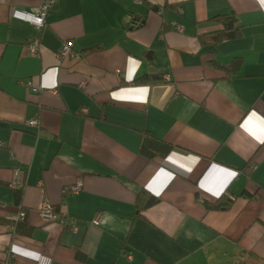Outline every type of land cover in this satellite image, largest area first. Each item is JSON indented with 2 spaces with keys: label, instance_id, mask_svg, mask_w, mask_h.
Here are the masks:
<instances>
[{
  "label": "crops",
  "instance_id": "0c3cea01",
  "mask_svg": "<svg viewBox=\"0 0 264 264\" xmlns=\"http://www.w3.org/2000/svg\"><path fill=\"white\" fill-rule=\"evenodd\" d=\"M39 4L0 0V264H264V0H58L43 27L12 16ZM227 15L241 35L203 43ZM68 39L81 58H58ZM236 56L237 71L216 66ZM143 130L174 149L144 157ZM228 188V210L206 209ZM142 189L158 201L137 214ZM23 219L29 234L10 223Z\"/></svg>",
  "mask_w": 264,
  "mask_h": 264
},
{
  "label": "trees",
  "instance_id": "16d2710c",
  "mask_svg": "<svg viewBox=\"0 0 264 264\" xmlns=\"http://www.w3.org/2000/svg\"><path fill=\"white\" fill-rule=\"evenodd\" d=\"M218 21L223 24V28L220 31L205 34L201 36V41L206 44L218 45L223 40L234 39L241 35V27L238 18L233 15L219 16ZM148 57H152V53L147 54ZM242 58L236 56L229 65H220L216 63V66L223 67L229 72L237 71L241 67ZM158 77L144 76L141 79L135 80L136 83H151L157 80ZM174 149V145L166 140L156 138L150 134L147 130L142 131V144L141 154L148 158L154 159L156 157H164ZM236 196L228 188L218 199L214 202L204 200V205L208 210H228L234 203ZM158 201V197L152 195L147 189H142L137 195V214H142L145 209L153 205ZM22 202V190L19 188L17 192V203ZM63 217V216H62ZM61 219V217L59 218ZM15 226L16 232L29 234L32 232V226L28 224L26 219L20 221H10ZM81 253H79L80 255Z\"/></svg>",
  "mask_w": 264,
  "mask_h": 264
},
{
  "label": "built area",
  "instance_id": "2783aa9c",
  "mask_svg": "<svg viewBox=\"0 0 264 264\" xmlns=\"http://www.w3.org/2000/svg\"><path fill=\"white\" fill-rule=\"evenodd\" d=\"M57 1L58 0H40V4L35 8L34 12L32 13H26V12L19 11L17 9H12V16L16 18L29 20L33 22L34 24H36L37 26L43 27L46 22V18L49 12L55 6ZM176 28L178 30H182V27L179 24H176ZM27 49L34 56H38L40 54L39 48L35 44H31V43L28 44ZM82 55H83V51L75 49L73 40L71 39L66 40L63 43L62 48L58 52V58L61 60L68 59V58L78 59V58H81ZM24 84L28 86L29 88H31L34 92H38L41 90V87L34 85L31 80L24 81ZM30 124L38 125L39 124L38 116L34 117L30 121ZM24 175H25L24 171L16 172V178L14 180L15 186L21 187L24 184V177H23ZM81 188H82L81 182H78L77 184L70 187L71 191L73 192H76L80 190ZM40 214L46 221H50L55 218L53 207L50 204V202H46L42 206L40 210ZM60 220L65 225L67 224L66 218L61 217ZM68 224L71 230H76L78 228L77 220L75 218H72ZM12 255H13V252L11 249H9L7 251L8 260L9 258L12 257Z\"/></svg>",
  "mask_w": 264,
  "mask_h": 264
}]
</instances>
